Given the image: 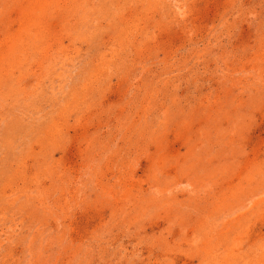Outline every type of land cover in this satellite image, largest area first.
Wrapping results in <instances>:
<instances>
[{"label":"rangeland","instance_id":"1","mask_svg":"<svg viewBox=\"0 0 264 264\" xmlns=\"http://www.w3.org/2000/svg\"><path fill=\"white\" fill-rule=\"evenodd\" d=\"M0 264H264V0H0Z\"/></svg>","mask_w":264,"mask_h":264},{"label":"bare ground","instance_id":"2","mask_svg":"<svg viewBox=\"0 0 264 264\" xmlns=\"http://www.w3.org/2000/svg\"><path fill=\"white\" fill-rule=\"evenodd\" d=\"M22 52V51H21ZM86 73V72H85ZM15 76V75H14ZM12 90V89H11ZM129 178V177H128Z\"/></svg>","mask_w":264,"mask_h":264}]
</instances>
